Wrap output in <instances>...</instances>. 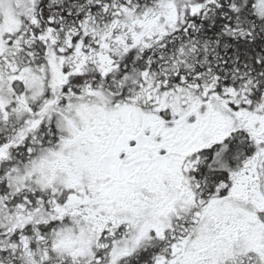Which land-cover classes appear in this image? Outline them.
<instances>
[{"label":"snow or ice","instance_id":"snow-or-ice-1","mask_svg":"<svg viewBox=\"0 0 264 264\" xmlns=\"http://www.w3.org/2000/svg\"><path fill=\"white\" fill-rule=\"evenodd\" d=\"M0 264H264V0H0Z\"/></svg>","mask_w":264,"mask_h":264}]
</instances>
